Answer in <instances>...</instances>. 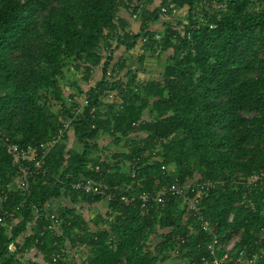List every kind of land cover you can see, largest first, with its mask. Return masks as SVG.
<instances>
[{"label": "trees", "instance_id": "1", "mask_svg": "<svg viewBox=\"0 0 264 264\" xmlns=\"http://www.w3.org/2000/svg\"><path fill=\"white\" fill-rule=\"evenodd\" d=\"M140 1L0 0L1 131L28 146L49 141L70 123L81 148L71 147L67 132L49 154L46 173L34 174L24 191L11 194L5 207L23 208L10 233L0 228V264H21L32 247L39 259L26 264L51 263L53 253L68 245L86 259L69 252L51 264H202L205 235L186 216L182 198L147 209L126 207L73 190L82 178L126 195L195 180L225 182L203 200L205 216L221 240L242 230L241 247L258 249L264 193L248 191L241 181L264 171V0H172L174 9L187 8V24L181 19L161 26L162 16L173 17V9L163 12L168 0L157 7L153 0L140 7ZM131 10L140 11L136 34L125 31ZM137 45L141 64L168 55L161 79L139 81V69L128 65ZM114 63L125 80L108 81ZM100 67L104 76L86 91L83 84ZM82 93L88 104L76 115ZM109 93L122 103L107 102ZM104 137L112 142L102 145ZM112 146L117 149L111 154ZM19 168L0 148V191ZM246 193L254 208L236 206ZM62 198L71 206L54 210L61 234L45 232L46 205ZM98 205L105 214L90 221L76 207ZM33 206L42 211L34 215ZM158 231L160 240L149 246Z\"/></svg>", "mask_w": 264, "mask_h": 264}, {"label": "built area", "instance_id": "2", "mask_svg": "<svg viewBox=\"0 0 264 264\" xmlns=\"http://www.w3.org/2000/svg\"><path fill=\"white\" fill-rule=\"evenodd\" d=\"M170 3L169 7H164L163 12L173 9V16L186 15L187 8L184 9H174V4L172 0H168ZM145 0H141L139 3L140 7H143ZM218 9L225 8V4L217 5ZM130 15L131 23L138 21L140 16V11ZM185 20V19H184ZM184 24H187L186 21ZM125 31L127 33L133 34L134 30L129 25ZM155 39L159 40L160 36L156 35ZM115 45L111 47L107 55L109 56ZM159 52V51H158ZM100 70V71H99ZM104 76L103 67H100L93 72L92 79L84 85L86 91L90 89H95L96 84L101 80L99 77H94L96 74ZM106 76L108 81H113L114 79H124V71L120 67L116 66L115 63L107 70ZM95 78V80H93ZM116 93H109L105 100L107 102H113L111 97L116 96ZM78 105L73 108V113L76 115L83 114L85 107L88 104V96L86 93H82L77 97ZM121 104V103H120ZM70 130V123H67L63 129H60L52 138L41 144H31L28 146H21L18 143L12 142V140L6 136L0 129V148L7 150L13 157L15 161L19 164V170L16 173L14 181L6 186L5 189L0 191V228L10 227L14 222L18 221L17 213L23 208V205H19L14 209L10 210L5 207L8 203L12 193L17 191H24L26 189L27 180L29 177H33L34 174H45L46 169L44 166L46 160L53 150V148L58 145L64 138L67 132ZM165 167H163V170ZM96 170H99L97 167ZM134 174V173H133ZM242 184L248 191L259 190L264 193V171L258 174H254L247 179L241 181ZM225 182H213L211 180L204 181H188L184 185L173 184L167 188H162L156 192H147L140 194H117L112 192H107L102 186L91 179H79L72 184V189L81 192L85 195L91 196L92 198H103V201L107 203H120L126 207H137L140 206L142 209H147L154 204H163L168 199L172 197H180L183 199V205L187 206V215L192 216L198 225L199 231H201L204 237V247L206 249V254L201 257L202 264H264V229L258 234L259 240L256 241L258 249H252V252L248 251L247 247H241L242 242V230L231 233L226 240H221L217 234L212 229L211 221L206 218L204 207L202 206L203 200L208 195L211 189L217 186H225ZM264 204V199H263ZM250 206L254 208V204L249 200L248 194L246 193L243 197L242 202L237 203L236 206ZM48 214L45 216L48 225L44 227V231H50L54 234H61V220L59 214L54 211L52 204H47L45 208ZM42 209L37 206H33V214L38 215ZM234 215L230 216V221H232ZM11 230V229H10ZM10 233L7 231V234ZM23 249V244L20 242L19 250ZM10 250L15 251L16 248L14 244L10 245ZM36 250L32 247L30 250H25V254ZM65 253H69L67 249L57 250L53 253L51 257V263L58 262ZM19 256V255H18ZM22 258V257H21ZM86 257L81 256V260H85ZM21 264H26L20 261ZM48 262H43V264H51Z\"/></svg>", "mask_w": 264, "mask_h": 264}, {"label": "rangeland", "instance_id": "3", "mask_svg": "<svg viewBox=\"0 0 264 264\" xmlns=\"http://www.w3.org/2000/svg\"><path fill=\"white\" fill-rule=\"evenodd\" d=\"M153 4L154 6L152 7H157L159 5V0H153ZM122 16H126L125 14H123ZM127 19H128V22H129V25H131V27L133 28L134 30V34H136L138 31H139V26L140 24L138 22H134V24H130L131 23V18L130 16L128 17L127 16ZM184 20L185 19V15H177V16H173V17H167V16H162L161 20L159 21V23H157V26H161L160 24L161 23H167V22H171L173 24H176L177 21H180V20ZM185 21V20H184ZM143 52V48L141 47V45H137L134 50L132 51L131 55H129V59H128V62L133 70H138L142 73V76H141V82H145V81H148V80H151V79H161L164 71H165V66H166V63H167V54H164L162 55L161 57H148L145 62L143 64L140 63V56ZM117 57L119 58L120 57V54L121 52H117ZM142 68V69H141ZM141 69V70H140ZM100 71V70H99ZM79 80H83V77L81 74H77L76 75ZM99 77V79H101V76L96 74L94 77ZM129 77V76H128ZM124 79H126V77L124 76ZM93 80H95V78H93ZM85 85V83L83 84ZM67 94H70L72 92H69L68 90L66 91ZM111 99L113 100L112 103H116L118 102V104L122 103V100L120 98V96L117 94L116 96H112ZM110 104H112L111 102H109ZM68 135L70 137V140H71V147L76 149V150H81L80 146L77 144L76 142V139L73 135V131L72 130H69L68 132ZM107 137H104L103 138V142H101L102 145H106L109 141L112 142V140L110 139H106ZM102 141V140H101ZM100 143V142H99ZM116 147L115 146H112L111 149H110V153L112 154L114 151H116ZM55 204H61L62 205H67V206H71L70 203L68 202V200L62 198L61 200L59 201H55ZM104 206V205H103ZM77 209H78V212L79 213H82L84 218L87 220V221H90L92 218L96 217L97 214H105V207H101V206H95V207H87L85 208L84 210H81L79 209L80 207L76 206ZM52 208L55 210H58V207H55L54 205H52ZM18 223V221L14 222L10 227H8L9 230H7L8 232H10V229L11 227L15 226L16 224ZM160 240V236H159V231L156 232L155 235H152L150 237V239L147 241V244L149 246H152L153 243H157L158 241ZM20 241H23L20 239ZM68 250L69 252L75 256V258L78 260V261H81V256L82 257H85L84 253L82 250H79V251H75V253L71 250L70 246L68 245ZM66 247V249H67ZM20 257V256H19ZM39 257H38V253H37V250H32L31 252L27 253L25 256H23V258H20L19 260L26 263L27 260H30V261H38ZM177 262V263H176ZM189 263V262H188ZM187 262H182V261H175V260H168L166 262H162L160 264H188Z\"/></svg>", "mask_w": 264, "mask_h": 264}, {"label": "crops", "instance_id": "4", "mask_svg": "<svg viewBox=\"0 0 264 264\" xmlns=\"http://www.w3.org/2000/svg\"><path fill=\"white\" fill-rule=\"evenodd\" d=\"M141 76H142V73L139 71V73H138V79H139V81L141 80ZM52 205H54L55 207H58L59 208L61 204H55V202H54V203H52ZM54 210H55V208H54ZM182 262H184V261H182Z\"/></svg>", "mask_w": 264, "mask_h": 264}]
</instances>
